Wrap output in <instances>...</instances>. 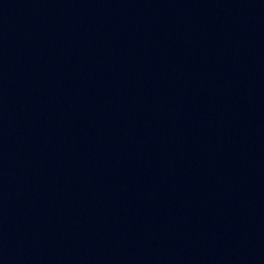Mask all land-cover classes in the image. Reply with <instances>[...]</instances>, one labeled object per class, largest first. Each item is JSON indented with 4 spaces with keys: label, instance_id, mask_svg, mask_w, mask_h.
<instances>
[{
    "label": "water",
    "instance_id": "obj_1",
    "mask_svg": "<svg viewBox=\"0 0 264 264\" xmlns=\"http://www.w3.org/2000/svg\"><path fill=\"white\" fill-rule=\"evenodd\" d=\"M0 264H264V0H0Z\"/></svg>",
    "mask_w": 264,
    "mask_h": 264
}]
</instances>
